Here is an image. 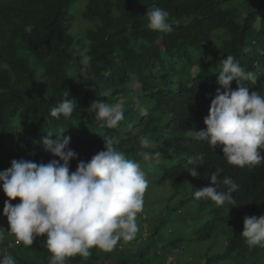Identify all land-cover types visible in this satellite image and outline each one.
<instances>
[{
    "label": "trees",
    "instance_id": "obj_1",
    "mask_svg": "<svg viewBox=\"0 0 264 264\" xmlns=\"http://www.w3.org/2000/svg\"><path fill=\"white\" fill-rule=\"evenodd\" d=\"M78 1L0 0V171L13 159L38 164L58 159L44 151L42 138L51 132L55 140L60 127L71 138L69 148L78 154L70 161V172L79 161L87 162L104 150L105 138H118L114 143L118 151L145 172L156 174L148 191H161L157 186L165 184L176 195L189 190L174 211L194 201L206 214L189 213L198 223L188 239L183 233L164 235L171 221L150 222L138 214L139 231L132 241H120L110 252L92 248L89 257L77 255L66 264H184L191 244L211 240L218 224L227 235L222 241L216 237L214 244L224 250L204 251L192 264L233 260L244 264L247 244L240 236L244 218L264 215V163L229 165L222 146L212 151L206 142L193 138V131L206 129L204 118L220 87L218 71L226 56H234L246 72L256 74L255 84L242 83L264 95V78L255 71L256 66L264 67V14H260L264 0H86L80 17L91 27L82 37L71 34V12ZM154 7L169 13L171 33L148 29L147 11ZM230 87L235 90L236 82ZM108 90L111 95L106 97L103 93ZM66 91L77 108L69 119L57 120L50 111L66 98ZM95 100L122 105L124 119L118 127L99 126L95 113L87 110ZM141 137L154 147L142 149ZM145 150L162 155L145 161L138 155ZM201 154L205 163L197 168L199 177L193 178L184 164ZM216 169L223 170L221 180L228 176L239 185L233 193L236 205L195 199L194 191L210 186L208 176ZM226 190L218 185V191ZM6 199L0 188V231H4L0 247L16 264H49L46 236L36 237L28 247L8 235ZM172 254L177 258L168 257Z\"/></svg>",
    "mask_w": 264,
    "mask_h": 264
},
{
    "label": "clouds",
    "instance_id": "obj_2",
    "mask_svg": "<svg viewBox=\"0 0 264 264\" xmlns=\"http://www.w3.org/2000/svg\"><path fill=\"white\" fill-rule=\"evenodd\" d=\"M148 29L158 33H171L169 13L160 8L148 9ZM215 97L209 113L204 118L205 130L193 131V138L206 142L212 151L222 146L223 159L229 165L244 168L264 163V95L243 85V81L257 82L253 72H246L234 56L220 61ZM235 81L237 88L231 89ZM223 89V91H221ZM65 99L51 108L50 116L69 119L77 103ZM104 96H110L111 90ZM95 113L100 127L113 129L124 119L120 103L110 105L99 100L87 109ZM60 127L52 139L51 132L42 138L46 153L58 159L48 163L13 159L11 166L0 171V188L7 197L3 215L9 224L8 235L30 247L36 237L46 236L49 264H66L67 259L79 255L90 256V249L112 251L120 241H132L139 231L137 215L143 211L144 194L151 187L156 174L145 172L141 165L128 158L114 146L118 138H105L104 150L85 162L79 161L76 170L70 172V161L78 154L69 148L70 137ZM142 149H151L153 142L141 137ZM145 161L158 160L161 153H138ZM205 163L204 156L187 159L184 167L189 175L198 178L197 168ZM222 169L208 176L210 186L195 190L197 200H210L217 206L225 203L236 205L233 193L239 185L230 177L220 179ZM227 186L218 191V185ZM19 199L20 203L12 201ZM240 236L248 247H264V215L245 217ZM4 231H0V240ZM0 264H16L11 255L0 257Z\"/></svg>",
    "mask_w": 264,
    "mask_h": 264
},
{
    "label": "rangeland",
    "instance_id": "obj_3",
    "mask_svg": "<svg viewBox=\"0 0 264 264\" xmlns=\"http://www.w3.org/2000/svg\"><path fill=\"white\" fill-rule=\"evenodd\" d=\"M85 2L86 0H79L78 3L75 5V8L71 12V17L73 18V24H72L73 28L71 30V34L73 36L76 35L82 37V35L85 34L86 29L88 27H91L89 26L90 25L89 23L84 22L83 20H81L80 17V13L82 7H84ZM261 13L264 14V10H262L260 14ZM213 42L218 44L219 42L218 38L215 37ZM204 61H207V59L204 58ZM195 70L196 69H192L193 72ZM255 71L264 78V67L256 66ZM38 78L39 81H42L41 75H39ZM157 188H159L161 191L149 190L145 192L143 197L144 199L143 211L139 213L140 219L146 218L149 219L150 222H153L155 221L156 218L159 219L165 218L167 219V221H171L168 224V226H166V228L163 229L165 236L183 233L185 239L193 238V233L196 229L198 220L196 216L191 217L189 213H194L204 216L206 212L198 209L194 201L190 202L189 204H187V206L181 208L180 210L174 211L175 207H179V202L181 200L186 199V196L189 194L188 192L189 190L185 191L184 195L183 194L176 195L175 191L170 188L169 184H165L164 186H157ZM169 211L173 213V215H171ZM169 215L171 216L172 219L168 217ZM207 217L209 219H212L215 218L216 216L208 215ZM192 222H194L195 226L190 227V225L188 224H191ZM226 235L227 233L225 232V228L221 224H218L213 234V238L211 240L199 244L197 243L191 244V250L187 258L184 260V264H192V262L195 259V256L199 257L198 255L204 251H210L211 253L222 252L224 250V246L219 244V247H217L214 244V240L217 237V240L220 241L221 239H223L222 237ZM135 248H137V245L135 246ZM3 255H8V251L0 247V257H2ZM171 256H173V254L168 257L171 258ZM173 257L177 258L176 256ZM244 258H246L244 264H264V247L257 246L250 248L247 246V250L244 255ZM231 263L233 264L234 260ZM240 264L242 263L240 262Z\"/></svg>",
    "mask_w": 264,
    "mask_h": 264
}]
</instances>
